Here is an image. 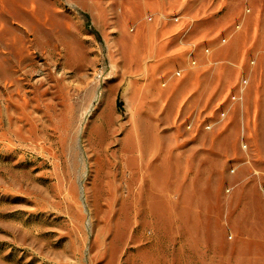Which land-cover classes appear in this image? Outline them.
I'll return each mask as SVG.
<instances>
[{
	"label": "rangeland",
	"instance_id": "rangeland-1",
	"mask_svg": "<svg viewBox=\"0 0 264 264\" xmlns=\"http://www.w3.org/2000/svg\"><path fill=\"white\" fill-rule=\"evenodd\" d=\"M124 1L0 0V264H264V0Z\"/></svg>",
	"mask_w": 264,
	"mask_h": 264
},
{
	"label": "crops",
	"instance_id": "crops-1",
	"mask_svg": "<svg viewBox=\"0 0 264 264\" xmlns=\"http://www.w3.org/2000/svg\"><path fill=\"white\" fill-rule=\"evenodd\" d=\"M122 1H123L124 4H126V1H124V0H122ZM133 6H136V8H134V10H133L134 12H135V10H136L137 7H138V5H136V4H135V5H130V7H129V9H128V10H129V11H128L129 13H130V9H132ZM128 12H125V13H128ZM124 15H125V14H124ZM124 15H123V17H124ZM137 43H138V42H137ZM135 44H136V43H135ZM150 44H151V43H150ZM156 46H157V47H156L157 50L159 51V50H160V49H159V48H160V43H156ZM144 47H145L144 43H143V42H140L138 45L136 44V46H135V50H136L137 52H138V51L140 52V51H142V50L144 49ZM171 49H172V48H168V49L166 50V51H168L167 53H169V52L171 51ZM158 51H157V52H158ZM157 54H158V53H156V55H155L156 57H157ZM156 57H155V58H156ZM179 97H180V96H179Z\"/></svg>",
	"mask_w": 264,
	"mask_h": 264
}]
</instances>
